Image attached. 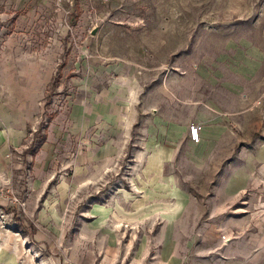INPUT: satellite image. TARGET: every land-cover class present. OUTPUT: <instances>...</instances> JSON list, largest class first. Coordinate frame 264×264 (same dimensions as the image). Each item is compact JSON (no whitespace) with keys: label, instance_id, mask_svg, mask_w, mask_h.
I'll use <instances>...</instances> for the list:
<instances>
[{"label":"rangeland","instance_id":"obj_1","mask_svg":"<svg viewBox=\"0 0 264 264\" xmlns=\"http://www.w3.org/2000/svg\"><path fill=\"white\" fill-rule=\"evenodd\" d=\"M208 100L236 136L220 142L219 155L243 146L256 154L264 0H0V113L23 132L0 164V264L106 262L98 249L112 239L85 227L89 205L137 189L149 117L194 118ZM75 115L86 130L77 131ZM105 144L114 156L86 182L75 156ZM196 172L186 169L187 187L209 202ZM187 209L189 230L217 234L205 253L264 264L263 159L225 205Z\"/></svg>","mask_w":264,"mask_h":264},{"label":"crops","instance_id":"obj_2","mask_svg":"<svg viewBox=\"0 0 264 264\" xmlns=\"http://www.w3.org/2000/svg\"><path fill=\"white\" fill-rule=\"evenodd\" d=\"M204 104V110L190 119L179 117L177 120L167 112L149 117L146 149L137 153L142 161L137 189L126 192L121 189L116 193L120 196L92 201L89 205L90 216L85 227L112 239L99 247V253L106 255V262L99 264H113L114 257L120 261L115 264H229L218 261L211 252H204L205 242L217 234L189 230L188 222L195 221V217H191L187 207L222 206L232 195L245 189L253 165L257 159L259 163L264 160V145L256 154L243 146L238 152L219 155L220 142L224 139L235 141L236 136L224 133L226 121L219 106L212 100ZM11 116L12 113H0L2 166H5L7 142L18 140L23 133L11 128ZM78 117L74 116V121L79 124L77 131L86 130L89 124ZM226 118L230 125V116ZM111 120L107 118L108 122ZM194 121L201 123V138L197 142L189 135L188 124ZM97 152L84 150L75 156L77 172H83L86 182L93 178L92 171L103 172H99L97 163L106 169L107 159L114 156L111 145L105 144ZM189 168L205 175L201 181L210 187L211 201L201 198L199 202L189 191L186 183L189 179L185 176ZM140 223L145 224L143 229H138ZM146 225L150 228L146 229ZM125 237L131 240L125 242ZM127 255H130L129 262H125Z\"/></svg>","mask_w":264,"mask_h":264},{"label":"built area","instance_id":"obj_3","mask_svg":"<svg viewBox=\"0 0 264 264\" xmlns=\"http://www.w3.org/2000/svg\"><path fill=\"white\" fill-rule=\"evenodd\" d=\"M103 1H107V0H103ZM200 130H201V123L194 121L189 124V135L193 141L197 142L200 140L201 138Z\"/></svg>","mask_w":264,"mask_h":264},{"label":"water","instance_id":"obj_4","mask_svg":"<svg viewBox=\"0 0 264 264\" xmlns=\"http://www.w3.org/2000/svg\"><path fill=\"white\" fill-rule=\"evenodd\" d=\"M93 32L95 33V30Z\"/></svg>","mask_w":264,"mask_h":264}]
</instances>
